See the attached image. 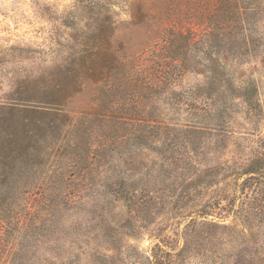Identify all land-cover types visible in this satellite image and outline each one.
Listing matches in <instances>:
<instances>
[{
    "label": "trees",
    "instance_id": "1",
    "mask_svg": "<svg viewBox=\"0 0 264 264\" xmlns=\"http://www.w3.org/2000/svg\"><path fill=\"white\" fill-rule=\"evenodd\" d=\"M79 1L93 34L57 28L0 98V264H264L223 224L264 222V104L233 70L264 54V0H119L131 19L108 23ZM145 232L150 252L126 242Z\"/></svg>",
    "mask_w": 264,
    "mask_h": 264
},
{
    "label": "rangeland",
    "instance_id": "2",
    "mask_svg": "<svg viewBox=\"0 0 264 264\" xmlns=\"http://www.w3.org/2000/svg\"><path fill=\"white\" fill-rule=\"evenodd\" d=\"M106 6L102 10L107 23L110 21L125 22L131 19L127 7L119 0H105ZM86 3L79 0H0V98L12 90L16 79L21 76L20 67H33L41 64L39 57L43 48H48L52 43V34L59 30L60 38L67 45L77 44L84 34L92 35L99 23L97 6L84 7ZM260 29L264 32V18L260 21ZM24 48L27 52L25 58L18 57L17 49ZM43 64V63H42ZM52 60L46 61L50 68ZM236 76L254 78L259 86V99L264 104V54L260 58L239 66H233ZM196 76H190L187 82H194ZM86 94L77 96L73 109H79ZM262 133L256 134L254 139L247 142L253 148H260L259 138L264 140V118L261 121ZM264 144V143H263ZM235 144L227 150L226 158L235 155ZM250 150V149H249ZM248 151V150H247ZM234 178L228 181H233ZM226 182L220 186L225 188ZM242 196L236 202L238 207ZM226 203V201H222ZM218 216V215H217ZM217 216H210L218 220ZM223 224L231 226L228 233L234 235L238 241L236 249L228 246V253L248 251L254 253L264 252V222L250 223L244 217L235 218L230 214L224 215ZM184 220L176 218L164 225L163 232L173 239V244L178 242L177 233L184 228ZM157 240L145 232L140 237L127 238L126 242L136 245L141 251L150 252ZM193 264H202L200 259H191ZM85 260L81 264H84Z\"/></svg>",
    "mask_w": 264,
    "mask_h": 264
}]
</instances>
